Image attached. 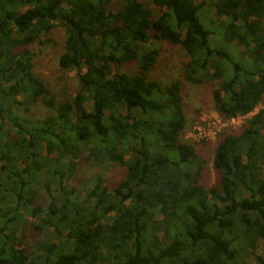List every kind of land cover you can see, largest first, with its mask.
<instances>
[{
    "label": "trees",
    "instance_id": "1",
    "mask_svg": "<svg viewBox=\"0 0 264 264\" xmlns=\"http://www.w3.org/2000/svg\"><path fill=\"white\" fill-rule=\"evenodd\" d=\"M151 1L159 15L144 0H0V264H264V0ZM57 24L59 65L79 79L60 101L33 49ZM164 40L190 58L188 80L218 79L219 115L248 116L220 135L218 185L183 139L181 80L148 76ZM108 161L126 168L114 187L71 183Z\"/></svg>",
    "mask_w": 264,
    "mask_h": 264
},
{
    "label": "rangeland",
    "instance_id": "2",
    "mask_svg": "<svg viewBox=\"0 0 264 264\" xmlns=\"http://www.w3.org/2000/svg\"><path fill=\"white\" fill-rule=\"evenodd\" d=\"M144 1L153 9L156 15L162 12V9L156 7L151 0ZM211 19H216L214 13H211ZM65 38V28L57 24L50 35L44 36L42 42L33 47L36 53L35 72L44 79L58 101L71 99L79 88L78 70L68 71L59 65V57L65 50ZM216 44L220 43L216 42ZM156 46L160 48V56L148 76L160 81L162 84H168L175 79L181 80L183 102L188 120L183 139L194 144L198 154L206 160L201 176L202 184L207 188L218 185L220 172L214 167L213 160L220 135L223 132L240 130L248 116L224 118L219 115L213 98L218 79L214 83H196L188 80L185 66L190 58L182 46L165 40L157 41ZM236 50L239 55L246 57L243 53L245 46H236ZM122 70L133 73L137 70V67L134 63H124ZM263 106L264 101L260 103L257 110ZM89 107L90 103L87 104V108ZM43 108V105L36 104L32 112L35 116H43L45 114V108ZM198 127L202 132L201 135L198 133ZM96 173L102 174L106 183L110 187H114L125 175L126 168L114 161H108L103 165L84 162L78 166L77 173L71 179V183L80 187ZM41 200H46L43 192ZM41 236L40 232L30 231L28 241L34 242ZM258 253L264 257V241L260 244ZM250 264L262 263L253 259Z\"/></svg>",
    "mask_w": 264,
    "mask_h": 264
},
{
    "label": "built area",
    "instance_id": "3",
    "mask_svg": "<svg viewBox=\"0 0 264 264\" xmlns=\"http://www.w3.org/2000/svg\"><path fill=\"white\" fill-rule=\"evenodd\" d=\"M259 105H260V104H259ZM259 105H258V106H259ZM258 106H257V108H258ZM257 108H256L255 111H258V110H259V109L257 110ZM261 108H262V107H261ZM244 117H247V116H244ZM234 118H235V117H234ZM197 130H198V133L201 135L202 132H201V130H200V127H198ZM205 136H206V135H205Z\"/></svg>",
    "mask_w": 264,
    "mask_h": 264
}]
</instances>
